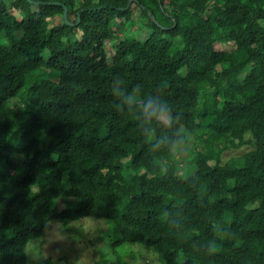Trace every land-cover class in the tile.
<instances>
[{
	"label": "trees",
	"instance_id": "obj_1",
	"mask_svg": "<svg viewBox=\"0 0 264 264\" xmlns=\"http://www.w3.org/2000/svg\"><path fill=\"white\" fill-rule=\"evenodd\" d=\"M135 4L149 35L116 38ZM117 78L169 103L171 144L115 111ZM190 136L204 148L182 177ZM85 217L111 223L118 264L135 245L163 264H264V0H0V264H31L50 221Z\"/></svg>",
	"mask_w": 264,
	"mask_h": 264
},
{
	"label": "rangeland",
	"instance_id": "obj_2",
	"mask_svg": "<svg viewBox=\"0 0 264 264\" xmlns=\"http://www.w3.org/2000/svg\"><path fill=\"white\" fill-rule=\"evenodd\" d=\"M9 3L12 0H7ZM35 8V6H34ZM12 13H18V10L11 6L9 9ZM143 16L141 8L136 4L132 7V19L126 24L116 23L115 37L132 36L135 31H140L141 39L147 38L150 29L142 27ZM53 22L60 23V17H54ZM116 39L107 40V51L109 60L115 53ZM220 49L232 50L235 48L234 43H220ZM13 106L18 103L12 101ZM204 144L196 141L190 136L186 144H175L173 147L174 163H177V174L179 176L189 175L194 173L196 165L192 162L193 151L201 150ZM247 147L229 148L223 153V160L242 154ZM214 163V160L210 161ZM73 201L72 198L58 199V205L63 206L67 202ZM113 230L111 223L105 218L85 217L72 222H64L60 219H54L48 223L45 234L31 241L26 247L30 263L37 264L44 257H50L55 264H102L104 256L113 257V262L109 264H118L112 248H109L111 231ZM123 260L126 263L122 264H163L158 256L155 248L148 250L141 246H130L127 252H123Z\"/></svg>",
	"mask_w": 264,
	"mask_h": 264
},
{
	"label": "clouds",
	"instance_id": "obj_3",
	"mask_svg": "<svg viewBox=\"0 0 264 264\" xmlns=\"http://www.w3.org/2000/svg\"><path fill=\"white\" fill-rule=\"evenodd\" d=\"M113 107L118 114H131L138 128L150 139L152 149L167 146L173 142L171 131L177 123L169 103L159 94H145L139 82L131 88L121 86L120 80L114 79L111 85ZM156 130L159 134L156 135Z\"/></svg>",
	"mask_w": 264,
	"mask_h": 264
},
{
	"label": "water",
	"instance_id": "obj_4",
	"mask_svg": "<svg viewBox=\"0 0 264 264\" xmlns=\"http://www.w3.org/2000/svg\"><path fill=\"white\" fill-rule=\"evenodd\" d=\"M37 3H47V2H37ZM64 17H65V19H66V17H67V8H66V10H65V14H64Z\"/></svg>",
	"mask_w": 264,
	"mask_h": 264
}]
</instances>
